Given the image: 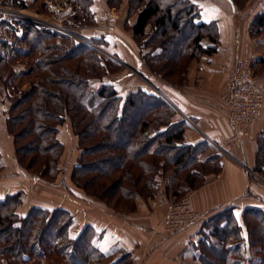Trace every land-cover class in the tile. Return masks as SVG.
Wrapping results in <instances>:
<instances>
[{
    "label": "trees",
    "instance_id": "16d2710c",
    "mask_svg": "<svg viewBox=\"0 0 264 264\" xmlns=\"http://www.w3.org/2000/svg\"><path fill=\"white\" fill-rule=\"evenodd\" d=\"M1 1L13 2L14 5L23 8L27 6L25 0ZM64 1L67 5L73 4L72 12L66 17L67 24L95 23L96 12L93 0ZM232 1L237 7L243 8L248 0H242L243 4H239L240 0ZM131 2L140 5L131 26L132 35L143 48H148L142 56L136 52L135 58H138L140 63L143 64L145 61L150 67L160 64L161 69L166 71V65L175 67V63L184 60L185 63L177 64V70H180L194 58L213 55L217 51L218 22L204 21L201 18V6L195 0H131ZM45 6L47 10L46 4H43L42 8L44 10ZM23 27L24 36L15 37L14 44L2 42L0 65L7 61H15L19 57H29L33 60L34 66L39 63L50 75L61 78L62 91L72 105L70 113L73 117V127L79 136L82 134L81 145H84L85 140L97 142L82 148L81 156L72 174L74 178L77 177L76 182L85 186L88 192L102 199H105L106 195H112L120 202L133 200L136 203L138 196L151 195V189L158 188L161 184L158 177L164 174L166 168V171L177 175L182 171H189L185 181L188 185L186 189L190 190L202 184H197L198 178H206L209 170H204V165L216 163L217 172L223 167L221 154L209 141L196 144L186 142L185 132L189 122L181 117L169 98L147 90L141 85L136 90L121 94L113 83L102 81L107 74L123 69L120 62L105 57L93 45L73 41L70 36H62L67 44V49L63 50L56 43L53 33L39 29L31 23H24ZM149 27L153 28L151 34L148 33ZM263 29L264 12L253 18L251 31L252 34H257ZM187 31L188 37L179 44L178 39ZM104 34V39L93 37L90 41L96 45L110 44L106 38L108 34ZM205 38L211 41L210 45L204 44ZM25 39L30 46H24ZM46 39L50 41L46 42ZM57 50H61L60 55H49ZM38 51L40 54H37ZM169 51L174 54L173 57H169ZM117 53H123L122 49L117 50ZM49 56L54 61L81 59L78 64H74L81 73H73L70 67H64L63 72L50 69L47 62ZM78 65L86 69L82 72ZM27 74L22 72V75H19L13 68H7L3 72V75L12 78ZM164 75L167 79L175 81L172 74L167 72ZM44 79L51 82L52 77L47 76ZM92 80H101L102 84L94 87L91 84ZM157 82L154 81L153 84L160 89ZM35 87L39 92H47L41 85ZM160 90L163 93V90ZM21 98L22 96L12 100L7 111V129L15 135L16 141L23 140L21 151L17 150L22 156L18 160L22 162L23 155L28 152L35 156L34 159L41 157L45 169L42 175L38 176L52 180L59 171L58 149H62L64 145L57 134L58 126L69 114L67 109L63 108L66 104L58 98L53 103L44 100L46 109L30 103L22 108ZM41 100L43 101V98L39 99ZM138 105L143 106V109L140 108L142 116L137 121L139 124L136 135L139 141L130 132L127 134L126 130V136L130 139L123 138L119 141L118 132L129 125L127 122L133 116L131 113ZM135 125L136 122L133 126ZM18 126L23 128L18 129ZM45 137H49L51 141L44 140ZM263 148L264 130L259 135L255 160V169L261 172L264 171V164L259 163L258 166L257 159L263 156ZM209 149H214L211 154L206 153ZM98 153L104 155L93 158ZM4 167L5 161L0 152V169ZM166 177L167 184L173 180L172 174ZM108 178L114 179L111 184L105 185L104 179ZM94 183H98L102 188L90 189V185ZM20 200L19 192L0 196V264H45L44 258L51 260V264H75L77 261L78 264L133 262L132 253L123 248L115 247L109 252L101 250L102 233L91 224L86 223L78 234L73 236L71 226L76 220L69 209L34 206L22 216L14 207ZM226 210L227 213L219 223L217 218L212 217L202 225L199 241L192 244L194 257L200 264H214L215 254L216 264H264V210L244 209L242 224L237 218L234 207H227ZM47 235H50L49 239L46 238ZM119 252L120 257L115 258ZM52 254L59 255L61 260L56 259L57 255L53 258ZM8 256L12 258L8 259Z\"/></svg>",
    "mask_w": 264,
    "mask_h": 264
},
{
    "label": "rangeland",
    "instance_id": "374dc122",
    "mask_svg": "<svg viewBox=\"0 0 264 264\" xmlns=\"http://www.w3.org/2000/svg\"><path fill=\"white\" fill-rule=\"evenodd\" d=\"M25 1L27 6L23 8L14 5L13 2L4 3L0 0V50L3 48V41H7L9 44H14L15 37L22 38L25 33L23 24L31 23L39 29L53 33V35L56 37V43L61 46L63 50L67 49V44H65L63 41L62 36H70L73 41L85 42L87 44L93 45L97 47L105 57H109L120 62L123 65V69H117V71H115L113 74H107V76L102 81L113 83L121 94H126L128 91L136 90L139 88L138 86L141 85L147 88V90L167 97L164 94V91L162 93L161 90L155 86V84H153L154 81H161L163 84L166 83L167 85H171L183 90L188 88L192 65L200 58H194L193 60L190 59L191 61L188 62V65L186 64V67L182 66L180 70H177V64H181V62L184 60L175 63V67L166 65V71L165 69H161V66H159L160 64L156 65L155 67H150L144 60V63L142 64L139 62L138 58H135L136 52L142 56L148 50V48H143L142 45L139 44V42L134 39L132 35L133 33L131 26L139 11V4L132 3L131 0H112V2L109 0H93V4L95 6L94 9L96 12L95 23L92 22L78 25H69L66 23V17H68V14L72 12L73 4L67 5L64 0ZM195 1L198 2V4H233V1L231 0ZM43 4L48 6L47 10L46 6L43 10ZM239 4H243V1L240 0ZM246 4H264V0H248ZM152 32L153 28L149 27L148 33L151 34ZM104 33L108 34L106 38L109 40L110 44L106 43L104 45H96L93 41H90V39L93 37L104 39ZM187 37L188 31L183 33V36L178 39L179 44L185 41ZM47 41L49 42L50 40L46 39V42ZM23 44L24 46H30L26 39L23 41ZM261 48L264 49V47ZM120 49H122L124 54H116V51ZM130 51L132 53H130ZM37 54H40V52L38 51ZM51 54L60 55L61 50H57L54 53H49V55ZM126 54L128 56H125ZM51 56L47 57V62L50 66V69H57L58 71L63 72L64 67H70V69L73 70V73H81V71L77 69V66L76 68L74 67V64H78L77 62H80L81 59L77 60L72 58L62 61H54ZM173 56L174 54L169 51V57ZM67 64L69 66H67ZM78 66L80 69H82V72L86 69L84 66ZM7 68H13V70L19 75H22V72H27L28 74L17 78H12L10 76L6 77V75H3V72ZM254 68L256 74L258 75V73L263 71L264 65L260 67L259 65L254 64ZM77 70L79 72H77ZM159 71L161 73H159ZM167 72L172 74L171 76H173V80L175 81L166 78L164 73ZM47 76L52 77L51 82L45 81L44 78ZM102 81L92 80L91 84L94 87H98L102 84ZM60 82V77L50 75V73L43 69L39 63L34 66L33 60L29 57H19L15 61H7L0 65V152L2 153L5 161V167L0 169V196L19 192L21 200L19 201V204H16L14 207L20 215H26V213L34 206H41L48 209H54L57 207L67 208L72 212V214L75 215L74 217L76 222L71 226V232L73 236H76L78 234L77 231L81 230L86 223H79L81 220H79L75 212L73 213V209L80 210L82 214H84V210L87 209L89 213L91 212L94 215H100L103 212H106V214L109 215L136 214L140 211V208L144 209V211L145 209H150L153 211V207H155L157 203H161V200L163 199V205L161 208L164 212L161 226L164 228L163 220L166 214L167 204L172 201L180 200L184 197H189L194 208L204 213L205 216H208L205 221L213 217L217 218V222L219 223L221 219L224 218L223 215L227 213V207L220 209L214 208L208 212H204L199 207H197L194 202V193L207 185L209 182L217 179L218 176L223 172V167L219 172H217L218 168L216 167V163L203 166L204 170H209L206 174V178H198L197 184H202L197 188L190 190L186 189L188 185L185 181L187 179L186 174L189 171L185 170L177 175V173L166 171V168L164 174L158 177V179L161 181V184L158 185V188L156 190L151 189V195L147 194V196H138L136 203H134L133 200L128 202L124 200L120 202L118 198L116 199V197L112 195H106L105 199H102L99 196L88 192L85 186L78 184V182H76L77 177L74 178L72 174L74 172L75 164L81 156L82 148L96 144L97 142L85 140L84 145H81L80 137H82V134L80 133L81 135L79 136L73 127V117L70 113L72 110V105L68 97H65V92L63 93L61 87L62 84H60ZM149 83L153 84L157 89H155ZM38 85L43 86L47 92H43L44 94L39 92L35 87ZM222 92L223 90L220 92V96H222ZM21 96V100H23L22 108H25L27 104L30 103L46 109L47 107L44 104V100L46 102L50 100V102L53 103L58 98L66 104V107L63 108L67 109L69 114L66 115L64 122L58 126L59 131L57 134L58 139L64 145L62 146V149H58L60 153L58 159L59 171L52 180L46 177L41 178L38 176L42 175V172L45 169L43 167V160L41 157L38 158L36 155L37 159H34L35 156H33L31 152H28L25 153L26 155H23L22 162H19L18 160L22 156L17 153V150L21 151V142L23 140L16 141L17 138L15 135H12L7 129V111L12 100L17 98L19 99ZM42 98L43 101H39V99ZM140 108L143 109V106L138 105L135 107L131 113L133 116L129 122H127L129 125L123 127L124 129L121 128L123 132L121 129L118 132L117 139L119 138V141H121L123 138L130 139V137L126 136V133L128 134L129 132L135 137V139L139 141L136 133L137 126L139 124L137 121L140 116H142ZM133 120L135 121L132 122ZM135 122L136 125L133 126ZM17 128L19 129L23 127L18 126ZM85 129H87V126ZM258 139L259 136L257 138V145ZM44 140L49 142L51 141L49 137H45ZM228 141L229 139L225 142L226 144L224 143L225 145L219 144L217 147L214 146L215 150L221 154V159L223 155H228L222 150L221 147L227 148L228 146H233L237 150L239 149L235 145L227 144ZM115 143H117V141H115ZM213 150L214 149H209L206 153L211 154ZM262 151L263 156L257 159L259 160L258 166L259 163L262 165L264 164V148ZM103 155L104 153H98L93 158L101 157ZM241 156V159H243L241 165L244 164L249 166L246 154L243 152ZM244 165L242 166L248 171L249 181L251 184H256L259 188L264 190V171L261 172L257 170V168L255 169V161L251 163L249 168L245 167ZM171 168H173V166H171ZM171 174L173 175V180L171 182L169 181L167 184L168 179L166 176ZM113 179L114 178L104 179L105 185L111 184ZM90 187V189L96 188L97 190H99V187L102 188V186H99L98 183L91 184ZM98 195L100 194L98 193ZM205 221L202 223V225L205 223ZM243 233L245 235V231H243ZM46 238L49 239L50 235H47ZM43 247L46 248L44 244ZM55 255L57 254H52L51 256L54 258ZM11 258L12 257L8 256V259ZM213 258V262L216 264L217 255L215 254ZM56 259L61 260V257L57 255ZM51 262L52 261L48 258L43 259V263L45 264H51ZM75 264H78V261ZM126 264H129V262ZM189 264L200 263H197L196 261L193 263L191 261Z\"/></svg>",
    "mask_w": 264,
    "mask_h": 264
},
{
    "label": "crops",
    "instance_id": "0c3cea01",
    "mask_svg": "<svg viewBox=\"0 0 264 264\" xmlns=\"http://www.w3.org/2000/svg\"><path fill=\"white\" fill-rule=\"evenodd\" d=\"M199 5L204 21L218 22L217 51L213 55L202 56L192 65L187 89H179L161 81L157 84L178 109L181 117L189 122L185 132L186 142L196 144L207 140L217 147L224 144L233 133L223 114L220 92L226 87L236 60L249 56L255 65H264V49L261 48L264 47V29L257 34L251 31L253 18L264 12V4H246L243 8L235 4ZM204 44L210 45L211 41L205 38ZM257 76L258 84L264 90V69ZM263 130L264 113L250 127L251 136L246 142L249 167L255 161L257 138ZM226 150L228 155L222 157L223 172L194 193V202L204 212L214 208L234 207L241 223L244 209L264 210V190L249 181L248 171L241 165L243 152L233 146H228ZM162 201V204L157 203L153 207V211L140 208L136 214L109 215L103 212L94 215L87 209L84 214L77 209H73V213L81 220L79 223L91 224L102 233L101 250L109 252L115 247L123 248L132 253L133 264L199 263L194 257L192 244L199 241L203 222L168 233L161 226L164 212ZM120 255L119 252L115 258Z\"/></svg>",
    "mask_w": 264,
    "mask_h": 264
},
{
    "label": "built area",
    "instance_id": "2783aa9c",
    "mask_svg": "<svg viewBox=\"0 0 264 264\" xmlns=\"http://www.w3.org/2000/svg\"><path fill=\"white\" fill-rule=\"evenodd\" d=\"M258 79L252 58L239 57L221 96L222 110L233 130L227 144L235 145L245 154L250 127L260 120L264 113V90L259 86ZM221 148L227 153L226 147ZM244 166L249 168L248 165ZM207 217L194 208L189 197H184L167 204L163 220L164 230L174 233L190 224L204 222Z\"/></svg>",
    "mask_w": 264,
    "mask_h": 264
},
{
    "label": "water",
    "instance_id": "95a60500",
    "mask_svg": "<svg viewBox=\"0 0 264 264\" xmlns=\"http://www.w3.org/2000/svg\"><path fill=\"white\" fill-rule=\"evenodd\" d=\"M149 84H151V83H149ZM151 86H153L154 87V85L153 84H151ZM155 89H157L156 87H154Z\"/></svg>",
    "mask_w": 264,
    "mask_h": 264
},
{
    "label": "snow or ice",
    "instance_id": "6c2138e0",
    "mask_svg": "<svg viewBox=\"0 0 264 264\" xmlns=\"http://www.w3.org/2000/svg\"><path fill=\"white\" fill-rule=\"evenodd\" d=\"M212 11H216L215 9H212Z\"/></svg>",
    "mask_w": 264,
    "mask_h": 264
}]
</instances>
